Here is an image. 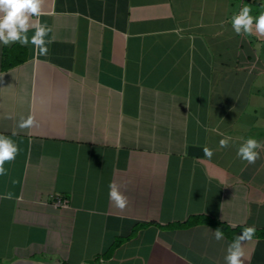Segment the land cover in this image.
I'll return each mask as SVG.
<instances>
[{
  "label": "crops",
  "instance_id": "crops-1",
  "mask_svg": "<svg viewBox=\"0 0 264 264\" xmlns=\"http://www.w3.org/2000/svg\"><path fill=\"white\" fill-rule=\"evenodd\" d=\"M244 5L264 11V0H42L47 54L0 44V134L19 148L0 176V264H225L244 227L264 230V36L233 31ZM248 138L262 144L254 164L237 155ZM204 217L230 236L215 240ZM242 247L244 264H264L263 235Z\"/></svg>",
  "mask_w": 264,
  "mask_h": 264
},
{
  "label": "clouds",
  "instance_id": "clouds-1",
  "mask_svg": "<svg viewBox=\"0 0 264 264\" xmlns=\"http://www.w3.org/2000/svg\"><path fill=\"white\" fill-rule=\"evenodd\" d=\"M42 0H0V44L5 46L19 43L27 46L29 43L39 55L47 54V44L51 40L45 38L52 29L46 24L41 23L38 19L42 14ZM252 9L248 5H244L237 13L231 17V26L233 31L240 35L241 33L251 35L253 30L260 36H264V11L256 17L251 15ZM33 31V35L29 37L28 33ZM33 118L28 116L26 119L21 117L18 127L25 129L33 125ZM15 134V133H14ZM230 137H224L219 141L220 148H227L230 144ZM262 147L261 142L255 138H248L243 141L238 149L237 155L249 164H254L259 158L256 149ZM19 152L18 146L6 135L0 134V176L7 175L4 165L6 162L13 161ZM204 155L211 158L212 150L204 149ZM14 184L17 181H12ZM108 197L110 202L116 208L123 210L128 205V197L120 190V185L115 180L110 181L108 185ZM5 199H11L12 193H6ZM256 233L254 226L244 227L241 233L236 236L227 246L225 255V264H244L243 244L250 241ZM215 240L220 241L224 238V233L217 228L213 231Z\"/></svg>",
  "mask_w": 264,
  "mask_h": 264
},
{
  "label": "trees",
  "instance_id": "trees-1",
  "mask_svg": "<svg viewBox=\"0 0 264 264\" xmlns=\"http://www.w3.org/2000/svg\"><path fill=\"white\" fill-rule=\"evenodd\" d=\"M254 1H259V0H254ZM200 220L201 221H204L205 223H208V224H211V225H214L215 227H217V228H220V230L225 234V235H229L230 234V229H228V227L227 226H225L224 224H221V223H218V222H216V221H214V220H211V219H209V218H206V217H204V218H200ZM237 234H239L238 232H237ZM255 235H263L264 236V230L263 231H256V233H255ZM230 236V235H229ZM231 237H235V236H231Z\"/></svg>",
  "mask_w": 264,
  "mask_h": 264
},
{
  "label": "built area",
  "instance_id": "built-area-1",
  "mask_svg": "<svg viewBox=\"0 0 264 264\" xmlns=\"http://www.w3.org/2000/svg\"><path fill=\"white\" fill-rule=\"evenodd\" d=\"M51 202L55 207L68 206V199L59 194H54L51 198Z\"/></svg>",
  "mask_w": 264,
  "mask_h": 264
},
{
  "label": "water",
  "instance_id": "water-1",
  "mask_svg": "<svg viewBox=\"0 0 264 264\" xmlns=\"http://www.w3.org/2000/svg\"><path fill=\"white\" fill-rule=\"evenodd\" d=\"M204 148L202 146L190 145L188 147V153L193 156H201Z\"/></svg>",
  "mask_w": 264,
  "mask_h": 264
},
{
  "label": "rangeland",
  "instance_id": "rangeland-1",
  "mask_svg": "<svg viewBox=\"0 0 264 264\" xmlns=\"http://www.w3.org/2000/svg\"><path fill=\"white\" fill-rule=\"evenodd\" d=\"M262 76H264V74H261Z\"/></svg>",
  "mask_w": 264,
  "mask_h": 264
}]
</instances>
